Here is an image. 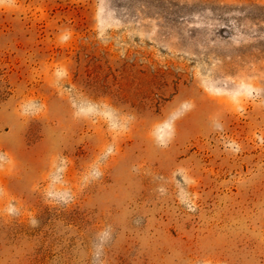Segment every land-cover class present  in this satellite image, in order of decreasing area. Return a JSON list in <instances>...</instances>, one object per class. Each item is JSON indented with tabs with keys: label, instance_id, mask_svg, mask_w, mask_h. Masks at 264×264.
I'll list each match as a JSON object with an SVG mask.
<instances>
[{
	"label": "rangeland",
	"instance_id": "obj_1",
	"mask_svg": "<svg viewBox=\"0 0 264 264\" xmlns=\"http://www.w3.org/2000/svg\"><path fill=\"white\" fill-rule=\"evenodd\" d=\"M0 264H264V0H0Z\"/></svg>",
	"mask_w": 264,
	"mask_h": 264
}]
</instances>
